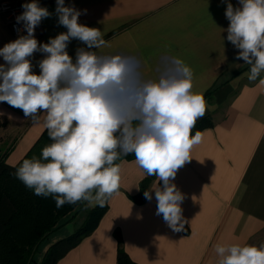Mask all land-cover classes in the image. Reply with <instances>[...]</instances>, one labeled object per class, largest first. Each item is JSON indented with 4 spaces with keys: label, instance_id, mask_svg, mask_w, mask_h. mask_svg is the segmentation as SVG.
Here are the masks:
<instances>
[{
    "label": "crops",
    "instance_id": "0c3cea01",
    "mask_svg": "<svg viewBox=\"0 0 264 264\" xmlns=\"http://www.w3.org/2000/svg\"><path fill=\"white\" fill-rule=\"evenodd\" d=\"M36 2L51 13L35 29L38 42L47 43L67 29L58 22L57 0ZM229 2L239 7L238 0H65V6L81 12L79 23L102 31L106 43L97 52L135 55L145 78L152 79L159 75L161 57H177L193 71V91L202 93L214 109L198 119L212 125L200 131L203 138L193 147L192 159L172 181L184 196L188 234L173 231L156 214L154 191L143 203L132 199L147 175L135 158L122 157L115 161L119 189L98 227L57 264H118L116 231L136 264H216L217 244L264 245V85L259 82L264 73L255 81L242 76L250 66L236 59L239 50L227 40ZM21 35H27L24 28ZM18 38L0 15V48ZM81 47L86 45L77 39L68 44L73 60ZM44 55L36 52L29 58L36 74ZM0 113V133L14 137L6 142L12 148L6 163L16 167L46 129L7 103L0 102ZM155 183L156 178L149 190ZM97 205L86 201L89 209ZM68 236L60 228L51 244Z\"/></svg>",
    "mask_w": 264,
    "mask_h": 264
},
{
    "label": "clouds",
    "instance_id": "9594fccd",
    "mask_svg": "<svg viewBox=\"0 0 264 264\" xmlns=\"http://www.w3.org/2000/svg\"><path fill=\"white\" fill-rule=\"evenodd\" d=\"M238 3H227V40L239 50L236 59L250 66L242 76L255 81L264 73V0ZM22 7L17 22L27 35L0 48V102L42 124L52 142L39 158L22 161L17 178L36 195L52 196L58 208L80 201L102 206L120 186L115 161L134 154L145 174L156 177L145 198L154 191L156 214L173 231L184 230V196L172 181L202 141L192 129L214 109L193 91V71L181 59L163 56L158 77L145 78L139 57L97 52L106 43L102 31L79 23L81 12L65 0H57L56 12L67 31L40 43L35 29L51 13L36 0ZM72 39L86 45L75 60L67 52ZM36 52L45 54L39 74L29 59ZM259 82L264 85V78ZM215 252L216 264H264V245L217 244Z\"/></svg>",
    "mask_w": 264,
    "mask_h": 264
},
{
    "label": "trees",
    "instance_id": "16d2710c",
    "mask_svg": "<svg viewBox=\"0 0 264 264\" xmlns=\"http://www.w3.org/2000/svg\"><path fill=\"white\" fill-rule=\"evenodd\" d=\"M211 125L210 120L204 119L196 124L191 134L194 136L197 131ZM51 142L46 130L24 159L33 156L39 158L43 147ZM11 149L6 144L0 146V264H57L84 238L96 230L107 212L111 196L105 198L102 206L98 204L90 209L84 228L46 247L45 243L48 239L67 224L64 219L76 216L79 210L76 214L71 213L79 207L86 206V201L75 204L66 203L58 208L52 196L36 195L34 190L27 188L16 176V170L24 159L16 167L6 163ZM122 157L135 158L134 154ZM155 178L146 176L141 183L140 192L132 196L135 202L146 201L144 193L149 191L150 184ZM189 231L185 223L184 230L181 232L188 234ZM116 237L119 242L118 264H136L123 248L119 231H116ZM41 247V254L38 256Z\"/></svg>",
    "mask_w": 264,
    "mask_h": 264
},
{
    "label": "rangeland",
    "instance_id": "374dc122",
    "mask_svg": "<svg viewBox=\"0 0 264 264\" xmlns=\"http://www.w3.org/2000/svg\"><path fill=\"white\" fill-rule=\"evenodd\" d=\"M2 132H3L2 134L0 133V146L5 145L6 142L10 143L11 140L14 138L13 136L9 135V133H7L5 131H2ZM2 143H4V144H2ZM77 211H78V213L76 214ZM89 212H90V209L87 206H84L83 208H80V207L77 208L73 213H71V214H76V216L64 219V221H67V224L65 225V227L63 226L61 228H63L65 233L66 232L69 233V236L74 234L79 229L84 228L86 220H87L88 215H89ZM52 236L45 243L46 247H48V245H50L52 243V241H53ZM41 250H42V247L38 251L39 252L38 256H40Z\"/></svg>",
    "mask_w": 264,
    "mask_h": 264
},
{
    "label": "built area",
    "instance_id": "2783aa9c",
    "mask_svg": "<svg viewBox=\"0 0 264 264\" xmlns=\"http://www.w3.org/2000/svg\"><path fill=\"white\" fill-rule=\"evenodd\" d=\"M22 5L23 4L21 3L8 0L0 1V15L5 16L10 22L15 37L21 36L24 28L22 21L19 23L17 22V17L20 16L24 11Z\"/></svg>",
    "mask_w": 264,
    "mask_h": 264
}]
</instances>
